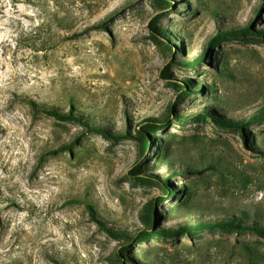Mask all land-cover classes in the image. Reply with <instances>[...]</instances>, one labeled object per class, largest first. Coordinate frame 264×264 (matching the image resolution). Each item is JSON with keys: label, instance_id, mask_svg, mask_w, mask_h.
<instances>
[{"label": "rangeland", "instance_id": "obj_1", "mask_svg": "<svg viewBox=\"0 0 264 264\" xmlns=\"http://www.w3.org/2000/svg\"><path fill=\"white\" fill-rule=\"evenodd\" d=\"M263 4L0 0V264H119L114 233L160 197L157 228L192 229L130 241L124 264H264V232L199 226L241 211L264 226ZM27 99L116 133L168 122L142 155Z\"/></svg>", "mask_w": 264, "mask_h": 264}, {"label": "trees", "instance_id": "obj_2", "mask_svg": "<svg viewBox=\"0 0 264 264\" xmlns=\"http://www.w3.org/2000/svg\"><path fill=\"white\" fill-rule=\"evenodd\" d=\"M263 6H264V4H263ZM159 16H161V15H159ZM98 26L105 28V27H107V24L105 22V23H102L101 25H98ZM250 29H251L250 27L240 28L239 31H235L234 33H238L240 31H245V30L248 31ZM216 42L217 41L215 40V38H212V41L210 42L211 45H209L207 47L206 53L204 55H202L200 59L195 60V63L199 62V61L202 62V60H204L205 58H208L209 57V51L212 50V47H213L212 44L214 45V43H216ZM183 97L184 96L182 95L181 98L183 99ZM27 100L30 103L34 112H40L41 111L47 115L54 116L57 119H60L63 121L77 120L80 122H84L87 126H89L91 128L90 129L91 131L101 132L114 141H119V140H122V139L128 138V137H133V138L139 139L142 141V144H143L142 150H141L142 155L146 154L148 147H149V138H148L147 132L148 131H154V130H157L158 128H160L159 127L160 123H167L168 122L167 119L161 120L159 118L151 117L147 120L145 119L144 120L145 122L139 126L138 130L136 131V135H133V132L131 130L127 131L128 132L127 134L116 133L113 131H109V129H105V128L97 125V123H95V122L91 123V122H93L91 118L90 119L84 118L85 114L80 113V112L78 113V111L74 112L73 110H71L69 113H67V112L61 111L60 109L55 108V107L40 105V104L36 103L35 101L30 100V99H27ZM76 112L78 114H76ZM173 114L175 115V110L173 111ZM260 115L261 116H259V117H262V119H264V112ZM169 117H171V115H169ZM200 118H204V116L201 115ZM257 119H258V117H257ZM224 124H226V123H224ZM227 125H232V124L228 123ZM234 125H239V127L244 126V122H238V123H235ZM63 148L70 149L71 146L66 145ZM59 150L60 149L55 150L54 152H57ZM161 158H162L161 165L173 166V162L171 161V159L169 157H167V155H165ZM135 172L136 171H134V173ZM135 174H137V173H135ZM159 181H160L159 183H160L161 187L163 188L164 192L169 190L172 186V184L168 178H165L163 180L160 179ZM169 185H170V188H169ZM164 200H165V197L164 198L160 197V198H157L155 200V202L150 203V205L148 206V211H147L148 220L145 221L144 227L141 230H137L138 232L132 233V232H127V231H121L119 233H117V232L114 233L116 235L124 236L125 239H127L126 243L122 244L120 250L116 253V258H117L119 264H124L125 261L129 259V257L128 258L126 257V254L129 252L130 241L137 240V241L141 242V241L146 240L150 235H154V234L174 236L176 234H179L181 231H185V230L188 231V230L192 229V226H190V225H184V226H181L180 228L174 229V230L173 229H167V228H157L154 210H155V207L157 205H160L162 202H164ZM184 204H188V201H187V203L185 201ZM181 209H182L181 206H179V208H177L175 212L176 213L178 211L180 212ZM233 218H235L236 220H231V219L230 220H218L215 223H202V224H199V226H207V227H218V226H220V227L225 228V229H235L236 228L237 230H245L246 229V230L264 232V226H256L254 224H258V223L249 221L252 217L247 212L241 211L238 215L234 214ZM242 221L243 222L244 221L250 222L251 224L243 223ZM212 224H217V225H212ZM107 230H110V229L107 228ZM153 264H158V263H153Z\"/></svg>", "mask_w": 264, "mask_h": 264}]
</instances>
